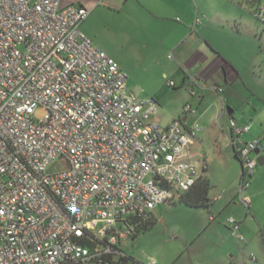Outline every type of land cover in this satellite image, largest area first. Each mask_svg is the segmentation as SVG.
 Here are the masks:
<instances>
[{
    "label": "built area",
    "instance_id": "1",
    "mask_svg": "<svg viewBox=\"0 0 264 264\" xmlns=\"http://www.w3.org/2000/svg\"><path fill=\"white\" fill-rule=\"evenodd\" d=\"M89 12L62 0H0V264H142L121 243L200 175L187 153L202 127L152 118L156 102L128 90L125 72L81 31ZM248 130L229 120L236 198L250 209L263 147L242 139Z\"/></svg>",
    "mask_w": 264,
    "mask_h": 264
},
{
    "label": "rangeland",
    "instance_id": "2",
    "mask_svg": "<svg viewBox=\"0 0 264 264\" xmlns=\"http://www.w3.org/2000/svg\"><path fill=\"white\" fill-rule=\"evenodd\" d=\"M179 1L154 13L136 0L70 1L89 8L80 29L125 72L127 89L156 102L154 120L167 124L182 117L183 107L190 104L195 114L188 122L203 129L190 144L189 154L209 183L208 206H189L180 201L160 204L151 211L152 221L146 228L124 240L121 248L142 264L150 258L156 264H255L252 255L264 264V194L253 198L251 185L246 191L251 196L250 209L237 200L234 193L240 162L226 136L208 121L209 115L219 109L220 99L234 109L238 120L248 123L251 131L264 121V21L255 14H262L264 0H193L191 15L189 6ZM188 19L198 22L192 25ZM191 28L232 49L240 73L234 80H225L222 70L215 81L211 77L208 87L220 84V99L208 90L214 98L202 104L198 94H190L189 84L182 82L185 72L165 48L166 43ZM171 80L175 87L168 85ZM205 109L207 116L197 118ZM43 114L44 109L37 108L34 116L41 119ZM258 167L260 164L255 169ZM59 168L53 165L49 170ZM230 217L240 222L237 235L244 239L232 233ZM92 230L102 235L99 223L93 224Z\"/></svg>",
    "mask_w": 264,
    "mask_h": 264
},
{
    "label": "crops",
    "instance_id": "3",
    "mask_svg": "<svg viewBox=\"0 0 264 264\" xmlns=\"http://www.w3.org/2000/svg\"><path fill=\"white\" fill-rule=\"evenodd\" d=\"M63 1V0H62ZM71 0H65L63 3H70ZM142 7L147 8L151 12H155V10L162 9L163 7L172 5L173 3L180 2L179 0H136ZM184 5L189 6L188 12L192 13L193 10V0H183ZM191 21V22H190ZM188 22L194 25L195 20H189ZM194 27V26H193ZM95 41V40H94ZM166 50L170 49L172 56L175 58V61L178 63L180 68L185 72V75L182 79V82L188 83L192 85L196 89V94L192 96H197L198 94V102L200 104L207 99L214 98L213 93L208 90H211L217 94V97L220 99V93H217L215 88L221 87L220 84L216 83L214 88L211 89L208 87V80L212 78L215 79L220 74V70L223 71L222 76L225 80H234L239 78V69L236 64L237 55L233 52L232 49H228L223 46V41H220L216 38H212L211 36L205 34L200 30L199 32L195 31L191 28L189 32L186 30L176 36L172 41L165 44ZM216 77V78H215ZM175 83V82H174ZM222 89V87H221ZM209 92V93H207ZM221 104L218 103L217 111L214 114H210L208 117V121L210 124H214L224 136H226L228 140V144L231 149L232 146L230 144L228 131L229 120H234L237 124H247L248 123L242 119L238 120L234 109L231 106L226 105L225 100L220 99ZM231 108V113L228 114L226 111V107ZM224 109V111H223ZM208 109H205L204 112H201L197 118H203L207 116ZM192 115L195 113H191ZM183 115L182 117H178L184 121L186 125H192L188 122L190 115ZM225 120H223V118ZM249 126V125H248ZM254 131H251L250 126L249 130L242 135V139L244 141H251L253 139H259L263 149L258 153L263 156V162L260 164V167L255 169L253 176L250 179V186H253V198L256 199L258 195L264 194V121L262 120L259 126L255 127ZM203 130V129H202ZM201 130V131H202ZM199 131L197 135L201 132ZM196 135V136H197ZM192 144V143H191ZM190 145L188 147V158L190 160L191 156ZM233 152V149H232ZM262 153V154H261ZM234 154V152H233ZM193 161V160H192ZM241 165V164H240ZM206 167V164L203 166ZM236 193L234 195L236 196ZM250 201L251 196L249 194ZM251 207V206H250ZM240 226V222H238ZM240 228V227H239ZM134 259V258H133Z\"/></svg>",
    "mask_w": 264,
    "mask_h": 264
},
{
    "label": "trees",
    "instance_id": "4",
    "mask_svg": "<svg viewBox=\"0 0 264 264\" xmlns=\"http://www.w3.org/2000/svg\"><path fill=\"white\" fill-rule=\"evenodd\" d=\"M175 87V86H173ZM231 110V108H229ZM234 156L237 158L236 154ZM238 159V158H237ZM208 192H209V183L206 178L199 175L198 179L196 180L195 184L187 191L180 193L177 198V201H180L189 206H208ZM152 221V218H149L144 223H141L137 227H135L134 233L131 235L130 238L135 236L139 230L146 228L148 223ZM79 264V263H76Z\"/></svg>",
    "mask_w": 264,
    "mask_h": 264
},
{
    "label": "water",
    "instance_id": "5",
    "mask_svg": "<svg viewBox=\"0 0 264 264\" xmlns=\"http://www.w3.org/2000/svg\"><path fill=\"white\" fill-rule=\"evenodd\" d=\"M226 111H227L228 114L231 113V110H229V107L228 106L226 107ZM259 152H260L259 150H255V153L256 154H258ZM256 160H257V163L258 164H261L263 162V156L258 155L257 158H256Z\"/></svg>",
    "mask_w": 264,
    "mask_h": 264
}]
</instances>
